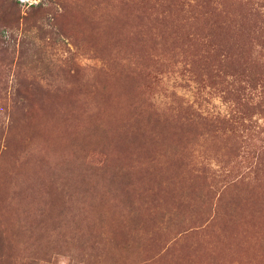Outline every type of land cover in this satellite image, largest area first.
Here are the masks:
<instances>
[{"label":"rangeland","instance_id":"rangeland-1","mask_svg":"<svg viewBox=\"0 0 264 264\" xmlns=\"http://www.w3.org/2000/svg\"><path fill=\"white\" fill-rule=\"evenodd\" d=\"M256 1L0 0V264H264Z\"/></svg>","mask_w":264,"mask_h":264},{"label":"trees","instance_id":"trees-1","mask_svg":"<svg viewBox=\"0 0 264 264\" xmlns=\"http://www.w3.org/2000/svg\"><path fill=\"white\" fill-rule=\"evenodd\" d=\"M263 4H264V2H262L261 0H257L256 1V5L258 6V7H263ZM32 6V5H31Z\"/></svg>","mask_w":264,"mask_h":264}]
</instances>
